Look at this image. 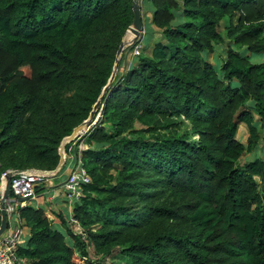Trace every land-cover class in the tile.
<instances>
[{
	"label": "trees",
	"instance_id": "1",
	"mask_svg": "<svg viewBox=\"0 0 264 264\" xmlns=\"http://www.w3.org/2000/svg\"><path fill=\"white\" fill-rule=\"evenodd\" d=\"M149 1L144 36L161 37L119 63L79 139L90 178L72 207L79 231L20 208L23 264H264V162L240 164L264 132V62L251 60L264 54V0ZM133 20L132 0H0V184L8 171L57 168ZM225 39L213 65L203 55Z\"/></svg>",
	"mask_w": 264,
	"mask_h": 264
},
{
	"label": "built area",
	"instance_id": "2",
	"mask_svg": "<svg viewBox=\"0 0 264 264\" xmlns=\"http://www.w3.org/2000/svg\"><path fill=\"white\" fill-rule=\"evenodd\" d=\"M133 55L140 54V45L133 48ZM87 132L81 133L76 139H80ZM75 139V140H76ZM83 148L80 146V150ZM80 154V151L77 150ZM42 171L37 169H28L16 173L10 183V197L5 205L8 227L6 232L0 237V264H23L17 259L16 253L21 245L23 237L24 223L20 219L19 209L25 207L24 203H20V199L32 200L35 198V187L37 184L49 178H55L60 171ZM1 178L0 193L3 184V176ZM90 183V178L82 168L80 157L65 178L62 184V190L67 201H78L82 197V186ZM69 222L76 225V222L70 218Z\"/></svg>",
	"mask_w": 264,
	"mask_h": 264
},
{
	"label": "rangeland",
	"instance_id": "3",
	"mask_svg": "<svg viewBox=\"0 0 264 264\" xmlns=\"http://www.w3.org/2000/svg\"><path fill=\"white\" fill-rule=\"evenodd\" d=\"M152 8L153 7H152L151 2L149 0H145L144 3H143V10L146 12L147 9L152 10ZM151 15H152V13H151ZM150 20H151V16H142V21H143V24H144V32L142 33L141 38H137L136 40L132 41L133 40V36L131 34H129V33H126L125 36L123 37V42L125 43V47H124V50L122 52V56L120 58V64H121L120 71H124L125 65L127 67H130V66H133V64H135L137 56L133 55V52H134L133 51V45L138 40L142 41L141 39L145 38V36H144L145 33L149 32V28L150 27L152 28V26H150ZM223 28H224V26H223V24H221V28L220 29L222 31L223 37H225V32L223 31ZM153 29H154L155 33L152 35V39L149 40V42H148L147 38H145L143 40V43L140 44V52H141V49L144 48V45L146 46L147 44H149V47H151L161 37V32L158 29L154 28V27H153ZM129 35H131V36H129ZM228 45H229V42H228V40L225 39L224 44L215 45L213 47V53H211L209 55L204 54L203 56H204V58L207 61H209L213 65L219 64V62L223 61V59L225 58V50L228 47ZM251 58H252L251 60L254 61V62H264V54L263 55L252 56ZM135 128H136V130H141V127H139V126H136ZM188 130H189V127H183L181 129V132H186ZM260 134L263 137L264 132L260 131ZM237 139L241 143H244V144L246 143L247 131H246V128H245L244 124H240V128L238 129V132H237ZM66 145H68V144H66ZM80 146H81V148H83L82 151L87 149V147L83 143L79 142V140L76 139L71 144V151H74L76 149V151L79 150L81 152ZM65 155L66 154H65V151H64V156ZM74 155L72 156L71 159L73 160L74 163H77L78 162V158H79L80 155H79V153L77 155H75V156ZM67 156H68V154H67ZM257 158L261 159L262 161H264V146H262V143H261V145L258 146V148L253 153H251L250 155H245L242 158L240 164H243L245 161H252V160L257 159ZM53 179L54 178H49L48 180H44V181L40 182L39 184H37L38 188H42L44 186H49L51 184L52 185L57 184V182H55V180H53ZM59 212H61V211L59 210V211L55 212L54 210H52V213L54 214V216L49 213V216H47V217L50 220H54L53 218L56 219L58 214H59ZM72 228H73L72 231H74V233L75 232L77 233L76 230L79 229L78 226L77 225H72ZM91 260H94V259L91 258ZM80 264H88V263H87V261L83 260L82 263L80 262ZM102 264H125V262H124L123 259H121L117 255V257H115V259L104 260V262Z\"/></svg>",
	"mask_w": 264,
	"mask_h": 264
},
{
	"label": "water",
	"instance_id": "4",
	"mask_svg": "<svg viewBox=\"0 0 264 264\" xmlns=\"http://www.w3.org/2000/svg\"><path fill=\"white\" fill-rule=\"evenodd\" d=\"M140 1L141 0H132V11H133V15H134V20L132 25L128 28L126 33H129L133 36V40H136L137 38H141L142 33L144 32V24L142 21V16H141V9H140ZM125 47V43L121 42L118 51L116 53V60H115V64H114V68H113V72L112 75L108 81L107 86L103 89V92L100 96V98L98 99L97 103L94 105L88 119L83 122L80 126H78L77 128L74 129V131L72 132V134L65 138L62 143L61 146L58 150V154H59V163L57 168L54 170L53 173H56L58 171H60L65 163V156H64V151H65V145L66 144H70L72 142L75 141V139L83 132H87L90 127L92 125L95 124V122L97 121V117L96 116V112L101 104V101L104 98V95L108 89V86L113 82L117 70H118V66L120 63V58L122 56V52L124 50ZM18 170L15 171H8L5 173V175L3 176V186L1 188V198H0V237L6 232L7 227H8V222H7V215L5 212V205L7 200L10 197V183H11V179L12 177L18 173ZM28 199H20L19 202L20 203H24L27 202Z\"/></svg>",
	"mask_w": 264,
	"mask_h": 264
},
{
	"label": "crops",
	"instance_id": "5",
	"mask_svg": "<svg viewBox=\"0 0 264 264\" xmlns=\"http://www.w3.org/2000/svg\"><path fill=\"white\" fill-rule=\"evenodd\" d=\"M145 0H141V16H151L152 10L147 9L146 12L143 10V3ZM150 8V7H149ZM240 128V125H239ZM238 128V129H239ZM262 143V146H264V134L262 137V140L260 141ZM259 142L258 146L261 145ZM74 154H67L65 155V163L63 166L64 170L57 175L53 180L57 182V184L44 186L42 187L44 191L41 194L35 195V198L32 200L27 201L25 206L30 205L34 208H40L43 209L47 216H49V213L54 216L52 213V210L55 212H59V215L62 214L66 220H70L71 218V212L72 207L76 201H67L65 198V195L62 190V184L65 180V178L68 176L69 172L71 171L73 165L75 164L73 160L71 159ZM75 156V155H74ZM73 162V163H72ZM264 162V161H263ZM54 220H51L54 224V226L59 227V221L56 218H53ZM77 232L79 231L76 230ZM28 229L24 227L23 231V237L21 240V245H23L27 239H28Z\"/></svg>",
	"mask_w": 264,
	"mask_h": 264
},
{
	"label": "bare ground",
	"instance_id": "6",
	"mask_svg": "<svg viewBox=\"0 0 264 264\" xmlns=\"http://www.w3.org/2000/svg\"><path fill=\"white\" fill-rule=\"evenodd\" d=\"M129 36H131V35H129Z\"/></svg>",
	"mask_w": 264,
	"mask_h": 264
}]
</instances>
